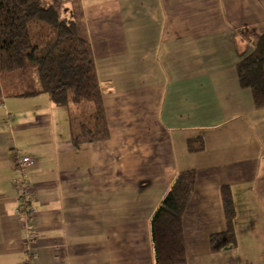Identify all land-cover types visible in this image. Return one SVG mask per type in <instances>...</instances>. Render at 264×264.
<instances>
[{
	"label": "crops",
	"instance_id": "crops-1",
	"mask_svg": "<svg viewBox=\"0 0 264 264\" xmlns=\"http://www.w3.org/2000/svg\"><path fill=\"white\" fill-rule=\"evenodd\" d=\"M47 1L91 45L110 138L76 147L79 103L3 95L0 264H155L152 217L190 170L186 264H264V109L237 71L264 34V0ZM192 139L205 151L190 153ZM24 157L30 224L18 212ZM224 187L237 246L213 253Z\"/></svg>",
	"mask_w": 264,
	"mask_h": 264
},
{
	"label": "trees",
	"instance_id": "trees-1",
	"mask_svg": "<svg viewBox=\"0 0 264 264\" xmlns=\"http://www.w3.org/2000/svg\"><path fill=\"white\" fill-rule=\"evenodd\" d=\"M45 27L49 38L38 41L32 28ZM55 33V37L51 34ZM50 32V35H49ZM253 36V33H248ZM36 70L39 85L23 82L27 91L14 94L36 97L46 94L57 107L89 100L94 107V125L83 126L73 144L103 142L110 138L91 45L79 37L74 21L63 18L47 0H0V99L6 96L2 80L11 73ZM240 85L253 93L255 107L264 109V34L254 51L238 66ZM190 153L205 151L203 139L189 140ZM195 170L178 174L151 220L155 264H186L183 217L195 190ZM227 230L211 236V250L219 253L237 246L236 208L229 187L222 190Z\"/></svg>",
	"mask_w": 264,
	"mask_h": 264
},
{
	"label": "rangeland",
	"instance_id": "rangeland-1",
	"mask_svg": "<svg viewBox=\"0 0 264 264\" xmlns=\"http://www.w3.org/2000/svg\"><path fill=\"white\" fill-rule=\"evenodd\" d=\"M35 32L38 34V41L41 43H46L48 40L52 39L49 38L47 35V30H45V27H35V25L32 27ZM51 34L53 35V38L55 37V33L51 31ZM50 35V32H49ZM32 80L35 83L39 85V77L36 70H32L30 72H24V73H11L3 78L2 80V87L6 94L4 96L5 98H25L20 96H15L14 94H21L27 91L26 87H24L23 82ZM46 95V94H42ZM41 96V95H39ZM38 97V96H36ZM79 107L72 112V115L74 117V126L76 128H81L83 126L90 127L92 124L94 125V107L93 103L89 100H85L79 103Z\"/></svg>",
	"mask_w": 264,
	"mask_h": 264
},
{
	"label": "built area",
	"instance_id": "built-area-1",
	"mask_svg": "<svg viewBox=\"0 0 264 264\" xmlns=\"http://www.w3.org/2000/svg\"><path fill=\"white\" fill-rule=\"evenodd\" d=\"M33 161L29 157H24L20 160L17 164V171L19 172V177L16 180V189L18 191V200L20 202L19 207V214L23 216L27 222L30 224L33 216H34V209L32 207V203L34 201V196L31 191L30 183L28 180L27 169L32 165ZM36 238L34 232H29V238L27 242Z\"/></svg>",
	"mask_w": 264,
	"mask_h": 264
}]
</instances>
